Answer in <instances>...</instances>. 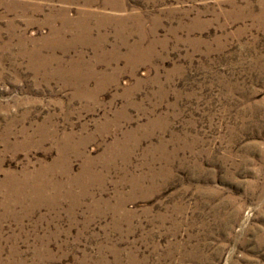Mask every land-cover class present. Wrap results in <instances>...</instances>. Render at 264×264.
I'll return each instance as SVG.
<instances>
[{
    "label": "rangeland",
    "instance_id": "rangeland-1",
    "mask_svg": "<svg viewBox=\"0 0 264 264\" xmlns=\"http://www.w3.org/2000/svg\"><path fill=\"white\" fill-rule=\"evenodd\" d=\"M0 264H264V0H0Z\"/></svg>",
    "mask_w": 264,
    "mask_h": 264
},
{
    "label": "bare ground",
    "instance_id": "bare-ground-1",
    "mask_svg": "<svg viewBox=\"0 0 264 264\" xmlns=\"http://www.w3.org/2000/svg\"><path fill=\"white\" fill-rule=\"evenodd\" d=\"M103 2H104V1H103ZM67 23H68V22H67ZM58 36H59V35H58ZM70 38H71V37H70ZM103 43H104V42H103ZM73 45H74V44H73ZM55 46H56V45H55ZM91 48H92V47H91ZM50 57H51V56H50ZM61 63H62V62H61ZM61 63H60V64H61ZM73 63H74V62H73ZM94 69H95V68H94ZM91 72H92V71H91ZM86 73H87V71H86ZM84 84H85V83H84Z\"/></svg>",
    "mask_w": 264,
    "mask_h": 264
}]
</instances>
